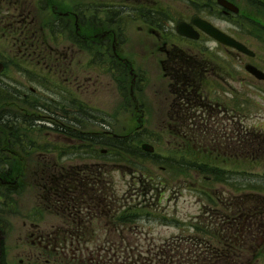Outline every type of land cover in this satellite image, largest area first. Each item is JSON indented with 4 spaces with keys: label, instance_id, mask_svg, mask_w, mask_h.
Instances as JSON below:
<instances>
[{
    "label": "rangeland",
    "instance_id": "374dc122",
    "mask_svg": "<svg viewBox=\"0 0 264 264\" xmlns=\"http://www.w3.org/2000/svg\"><path fill=\"white\" fill-rule=\"evenodd\" d=\"M22 2L24 5L19 8L21 9L20 12H17L18 7L0 3V57L6 62L5 66L0 62L4 66L2 79L6 80V82H0V93H6V88L3 86L8 84L15 94L22 93V96L26 94V97H34V101L37 100L47 105L41 104L38 109L36 107L35 109L28 108L24 103L26 100H18L13 96L0 98V110L9 107L16 112H25L38 118L40 114L47 111L44 109L52 104L51 106L56 114L55 127L59 126L63 129L74 130L83 139H86L88 136L96 138L102 136L105 128L100 124L112 125L113 133H118V137L143 134L138 136V138H141L138 140L139 146L141 147L147 142L153 147L155 146L156 153L164 157L163 161H169L170 163L171 156H176L179 159L177 163L178 173L174 180L168 178L171 177L168 162L154 165L151 163L152 161L146 160L145 165L148 166L152 175L145 178H141L135 170L125 165L119 164L117 171H110V168H108L109 171L106 176L113 177V182H108L107 191L118 197V201L122 200L126 208L156 212L157 214L149 216L151 219L156 220L149 221L147 220L149 217H144L145 221L139 222L142 224L140 227L143 230L137 232L130 230L121 233H116V231L87 232L86 236L83 237L85 239L84 244H82L83 253H75V255L84 257L86 264H90V258L98 253L113 258L116 250L119 251L117 252L119 256L113 259L114 261L118 259L119 262L135 263L136 260L141 261L143 258L147 259L148 256L153 259V254L159 255L164 262L168 260L167 254L181 260V255L177 249L183 248L181 244H184V247L189 246L185 240L198 236L199 239L210 240L218 244V234L226 238L224 250L227 255L237 254L243 247L242 242L247 246H254L256 240L246 243L242 239L243 236H240V233L237 234L236 229L229 228L230 223H232L229 214H233L239 209L234 206L231 208L224 207L222 201L217 199L221 197L227 202L230 200L231 204L235 205L238 196L240 197V194H244L245 191L238 194L225 186V183L216 181L215 175H213L212 182L209 180V192L211 193L213 190L215 198L207 197L206 194L201 192V189L199 191L203 196H197L193 188L199 189L198 187H201L205 176L203 175L200 179L199 175L190 169L189 162L194 159V156L191 155V149L185 145V148L178 151L175 135L158 134L166 126L165 118L170 112L171 108L169 107H171L173 99L171 93L173 86L170 82H175L176 73L171 71V67H169L167 69L169 76L165 75L157 57H150L148 60L140 55L128 53L131 44L139 49L141 48L140 42L144 43L143 41H145L143 36L137 37L138 30L131 27V25L126 29L127 36L124 37L129 39V44L122 47L120 45V47L127 58L120 52L118 53L117 43L114 44L116 50L107 55H102L96 41L84 40L83 36L80 35L84 32L81 26L78 28L73 23L72 32H60L58 26L51 30L53 23L59 19L58 14L54 18L49 14L50 9L47 10L43 7L38 9L34 6V0H22ZM59 3L61 10L76 11L74 7L68 4V1L60 0ZM177 11L179 14L182 13L181 9H177ZM87 12L85 19L88 22L87 24L90 25L92 15L89 11ZM21 14L24 15L26 20L19 22ZM26 23L29 25L27 31H25ZM96 25L98 24L96 23ZM101 29H108V27L104 26L102 28L100 26L99 31ZM118 39L120 43L119 36ZM135 39L138 40L135 41ZM34 49L37 50L36 53ZM234 71L238 74L237 69ZM231 79L234 80V78ZM7 81L17 85L20 89ZM233 83L238 85L236 79ZM234 87L236 90L240 88ZM244 96L246 98V112L243 121L246 124V133L243 143L245 144H241L238 134L231 133L232 146L229 153L232 156H230L227 165L220 166L218 159L221 158L217 157L215 150L214 160L205 154H201L200 159L196 157L195 160L199 162H201L200 160L207 161L205 163L207 167L248 168L261 176L247 177L246 186L260 185L264 187V178H262L264 173V83H254L246 86ZM66 98L80 101L86 107L92 109L97 116L94 120H98V122L92 120L89 123L71 117V120L69 118L64 119L62 110H60L62 106L58 109V104L62 105ZM112 116L115 117L110 119ZM38 120L43 121L42 119ZM40 126L43 127L44 125L26 131H22L23 129L20 128L18 130L22 136L23 134L33 133V139L42 147H45L48 141H51L55 147L64 146V148L74 144L77 146L86 144V142L74 141L57 129V132L51 130L52 133H50L47 127L41 129ZM133 138L136 137L133 136ZM196 139L197 137L194 135L192 137L193 143L196 142ZM7 140L8 137L6 136L8 145ZM24 142L28 144V141L24 140ZM88 143L95 144L91 139ZM28 145L30 150L31 144ZM11 146L18 152L19 146L15 142ZM98 146L107 148L101 143ZM204 149L206 148L204 147ZM143 151L150 153L146 149H143ZM45 153V150L35 149L31 156L41 160L42 158L45 159ZM57 153L55 151L54 158L62 159ZM76 157L68 155L60 160V163L63 162L66 166H69L77 162L75 161ZM232 157L234 159L231 160ZM68 158L71 161H65ZM22 159L24 161L28 157ZM6 160L11 165L9 167L11 169V182L0 183V190L8 195L6 204L2 206L5 211L0 212V225L4 229V232L0 233V239L7 246L10 264H17L22 255H29L31 249L35 250V245L32 244L33 241L35 239L38 241L40 234L48 233V229L42 230L40 224L46 227L47 224L63 223L61 221L63 213L58 215L56 208L63 206L64 202L61 197L52 194L46 199V195L51 191L48 188V191L44 192L41 184L45 173L36 170V163V165L32 164L35 165L33 168L36 171L30 172L28 163L25 167L21 165L22 160L17 159L15 153H9ZM90 164L88 163V165ZM18 168L23 170L17 171ZM91 169L89 168V170ZM75 170H78V168H71L72 174ZM156 177L160 178L163 183L155 181ZM13 182L16 184L13 185ZM17 184L19 185L15 188ZM203 185L205 186L204 183ZM121 205L118 203V206ZM36 208L42 210L39 214L42 217V220L38 221L39 224L32 219V215L36 213ZM164 213L181 219L182 226L174 227L173 225L162 224L163 222L160 221L162 219L161 214ZM211 222L215 225L214 232H212L213 236H210L207 232H193V228L189 226L193 224L205 226ZM233 225L237 226L236 223ZM60 234H66V232L62 231ZM2 235H4V238ZM59 239L60 243L70 244L63 236H60ZM71 239L74 243L78 242V237ZM115 239L119 241L126 240L128 246L119 244L118 247L115 246L117 249L114 252L107 251L108 241L114 245L115 242H118ZM98 246L100 248L96 251L95 249ZM74 247H76V244H74ZM193 255L197 256L198 254ZM242 259L244 260V258ZM242 263H245V260Z\"/></svg>",
    "mask_w": 264,
    "mask_h": 264
},
{
    "label": "flooded vegetation",
    "instance_id": "af4514ba",
    "mask_svg": "<svg viewBox=\"0 0 264 264\" xmlns=\"http://www.w3.org/2000/svg\"><path fill=\"white\" fill-rule=\"evenodd\" d=\"M34 1V6L38 9L41 7L50 9L49 14L52 17L55 18V15L58 14L59 19L53 23L54 26L52 25L51 30L58 26L60 32H72L73 23L78 28L81 26L84 32L80 35L83 36L84 40L96 41L102 55H107L116 50L115 45L117 43L118 53L120 52L125 56L126 54L121 47L129 44V39L124 37L127 36L126 29L130 25L134 29L136 28L138 30L137 37L143 36L145 41H143L144 43L140 42L141 48L139 49L131 44L128 53L140 55L148 60L150 57H157L165 75L169 76L167 71L169 67H171V71L176 73L175 82H170L173 86L171 90L173 99L171 107H169L171 109L165 118L166 126L161 134L175 135L178 151L185 148L188 141L196 135V142L193 143L196 149L212 153L215 150L217 157L221 158L218 159L220 166L229 163V151L232 146L231 133H238L239 140L242 142L246 132V124L243 121L246 112L245 88L254 83H264V79L257 78L249 70V68L254 67L264 72V0H64L68 1V4L74 7L76 11L61 10L60 0ZM0 3L18 7L17 12H20L21 9L19 8L24 5L22 0H0ZM177 9H181L182 13L179 14ZM87 11L92 15L90 25L85 19ZM22 14L19 17V22L26 20ZM180 22H185L192 36L178 31L177 27ZM25 26V31L29 30L27 23ZM100 26L102 28L107 26L108 29L99 31ZM207 26L213 29L217 28L224 35L233 38L242 48L228 44L221 38L208 33L205 30ZM22 30L24 31V29ZM94 38L101 39L95 40ZM34 52L36 53L37 50L34 49ZM0 62L5 66L6 62L1 57ZM235 69L238 70V74L234 71ZM3 73L4 71L0 72V82H6L2 79ZM231 78L236 79L239 86L235 85ZM10 84L20 89L17 85ZM234 86L240 88L236 90ZM3 87L6 88V93L8 91L14 93L8 84ZM16 94L14 97L18 100L32 101L34 98H28L26 94L22 96V93ZM5 97L8 96L0 98ZM71 101V98H66L62 105L58 104V109L62 106L60 110H62L64 119H82L89 116L90 113L83 111L86 106L82 102L75 100L76 104H72ZM51 105L44 109L47 110L46 112L38 116V119L43 121L38 120L36 124V126L46 125L50 133H52L51 130L55 131L54 121L56 119L55 111ZM6 109L10 112L12 110L9 107ZM114 117L112 116L110 119ZM100 125L105 128L104 133L108 137H112L113 140L118 138V133H113L112 125ZM1 132L3 130H0ZM5 136V134H0V151L7 154L4 156L2 164L4 167H11L6 159L8 154L13 152L17 159L22 160L21 165L24 167L27 163L29 168H33L37 164L36 170L45 173L42 179L48 181L47 186L51 191L49 195H54L55 184L63 187L61 198L64 203L60 208H56L58 215L63 213L61 219L63 223L47 224L46 227L40 224L42 230L48 229V233L40 234L39 240L36 241L35 239L32 243L35 245V250L31 249L29 255H22L17 264H86L85 258L77 257L75 253H83L82 244L85 240L83 237L86 236L87 232L116 231V233H121L125 230L132 232L143 230L140 227L142 224L139 222L145 221L144 215L150 212L144 213L141 212L143 210L126 208L123 206L122 200L118 201V197L107 191L108 182H113V177L106 176L109 171L107 169L117 171L119 164L116 160L107 162L97 158L76 159V163L66 166L54 158L51 141H48L47 145V158L39 160L31 156L33 150L36 149L35 146H38L37 143L30 146V150L28 144L16 143L19 146L17 152L14 147L1 142ZM96 146L101 152L108 150V148ZM21 157H28V159L23 161ZM65 161H71V159L68 158ZM197 162L199 163V161ZM88 163L91 164L88 165ZM177 163L175 162V164ZM44 167H47V170H44ZM72 167L78 168L73 174L71 172ZM103 167L107 170L104 175ZM89 168L92 169L89 170ZM63 169L65 170L61 171ZM61 173L63 174L60 175ZM10 175V172H0V183L11 182ZM12 184L16 183L13 182ZM6 195L0 190V212L5 211L2 206L6 203ZM109 197L112 201L111 208L103 206V203L107 205ZM117 202L122 205L118 206ZM133 213L139 214V217H133ZM151 214L146 216L149 217ZM161 216L162 224L173 225L174 227L182 226L180 220L170 214L164 213ZM130 218L133 221H128ZM147 220L155 221L156 219L149 217ZM191 227L193 232H207L210 236H213L212 232L215 229L213 222L205 226L193 224ZM263 227V224H258L255 228V235L253 232L249 235L255 237L251 240H256L254 246H247L242 242V249H246L243 257L245 263L261 264L264 262ZM3 230L2 225H0V233H3ZM246 230L244 226L243 233L240 235H243ZM62 231L66 234H60ZM60 236L66 238L70 244L60 243ZM2 237L4 238V235ZM74 237H78L77 243L71 239ZM115 241L118 242H115L114 245L108 241L107 251L114 252L117 249L115 246L118 247L119 244L127 245L126 240L115 239ZM185 242L189 246L184 247V244H181L183 248L177 249L181 255V260L167 254L169 260L164 262L159 255L153 254V259L148 256L147 259L136 260L135 263L119 262L118 259L116 261L113 259L119 256L117 253L119 251L116 250L113 258L98 253L90 258L89 262L90 264H181L182 262V264H197L209 262L210 257L206 256V252L210 249L214 252L215 245H217L213 241L199 239L198 236L190 237ZM222 242L219 240L218 246ZM99 248L98 246L95 250L98 251ZM196 253L197 256L193 255ZM0 264H10L7 246L1 239Z\"/></svg>",
    "mask_w": 264,
    "mask_h": 264
},
{
    "label": "trees",
    "instance_id": "16d2710c",
    "mask_svg": "<svg viewBox=\"0 0 264 264\" xmlns=\"http://www.w3.org/2000/svg\"><path fill=\"white\" fill-rule=\"evenodd\" d=\"M15 96V93H11V91H8V93L4 94V93H0V96ZM72 104H76V101L74 99H72ZM28 108H34L35 107L38 109L39 106L41 104L43 105H47L45 103H41L39 101H28L26 100L24 102ZM84 112H88L90 113L89 116L82 118V120L86 121V122H92L93 121H97L94 120V118L96 119L97 116L95 115V113H93L94 111L92 109H90L89 107H86L84 110ZM7 109H2L0 110V130H3V132H1L0 134H5L8 137V145L11 146L13 142L19 143L21 145H24V140L28 141V144H31V146H33V144L38 145V142L33 139L32 134H23L20 135L18 128H20L22 131H26V130H30L32 128L37 127V120L38 118L36 117H32L34 115H28L25 112L23 113H19L16 112L15 110H11V112ZM20 114V116H19ZM32 114V113H31ZM19 116V117H18ZM40 116V115H39ZM16 117V119H15ZM19 126V127H18ZM47 126L44 125L43 127L40 126L39 128H46ZM48 128V127H47ZM59 130L60 133H62L63 135L69 136L71 137L74 141H82V142H86V144H81L80 146L77 145H70L69 147L66 146V148H64V146L62 147H55L53 145V150L54 153L55 151H57L59 154V156L63 159L66 158L68 155H74V157H76L78 160L79 159H89V158H97V159H101L102 161H107V162H111L113 160H116L118 162V164L120 165H125L128 168H131L133 170H135L136 173H138V175L141 178H145V177H150L151 171L148 169V166L145 165V161L146 160H150L152 161L151 163H153L154 165H159L162 163H166L168 162V169H169V175L171 177H168L171 180H174L175 177L177 176L178 173V167L177 164H175V162H178V158L176 156H171L170 158V163L169 161H163L164 157H161L160 155H158V153L154 152V153H148V152H144L143 149L139 146L138 144V140L141 139L140 137L138 138V136H141L143 134H138V135H124V137H118L116 140H113L112 137H108L106 134H102V136L100 138H96V137H90L88 136L86 139H83L80 134L77 132H75L74 130H70L68 131L67 129H63L61 127H55V132ZM161 132H158V134H160ZM6 136L5 138H3V140L1 141L2 143L4 142V144L7 145L6 143ZM136 137L135 139L133 138ZM248 136V135H247ZM249 137V136H248ZM11 138V140H9ZM251 138V137H250ZM89 139H91L92 141L95 142V144L99 145V143H101L102 145L107 146L108 150L106 152H101L97 149V146L91 145L89 144ZM249 139V138H248ZM47 145L46 144L45 147H42L40 145L35 146L36 149H40V150H45L46 151V156L45 159L47 158ZM92 146V147H91ZM113 146V147H111ZM189 148L191 149V155L194 156V159L190 160L189 162V166L190 169H192V172H196L200 179L201 177L204 175V182L203 180H201L205 186L201 185V187H198L199 189L193 188V191L195 193H197V196L200 195L201 197L203 196L201 192H203L204 194H206L207 197H211L212 199H214L215 197L213 196V190L211 191V193L209 192L210 186H209V180L212 182L213 180V175H215V180L218 182H223L225 183V186H228L232 191H235L236 193L240 194L242 191H245V193H241L243 195L240 194V197L238 196L235 205H233V203L231 204V201L229 200L228 202L225 201L223 198L218 197L217 199L220 201H222L223 206L224 207H235L237 210L235 213L233 214H229V218L232 219V223H230L229 228H234L236 229L237 234L239 235V233H243L244 230V226L247 229L243 235L242 239L243 240H252V238L255 237H250L249 235L251 234V232H253V234L255 235V228L258 224H263L264 225V187L262 186H246V180L247 177H252V176H261L260 174L254 172V171H250V169L245 168V169H241L239 167H212V166H206V164L204 163H198L195 162L197 160L196 157L200 158V153L203 154L202 150H195V147L193 145V140H189L188 141V145ZM197 152V153H195ZM43 154V153H42ZM7 154L0 151V172L2 171H6L7 173L11 171V169H9V167H4L2 164L4 162V156H6ZM232 156V154H231ZM161 157V158H160ZM43 159V158H42ZM41 159V160H42ZM56 159V158H55ZM62 159H56V161L61 162L60 160ZM159 159V160H158ZM154 161V162H153ZM182 165H184L182 163ZM185 166V165H184ZM183 167V166H182ZM250 167V166H248ZM38 168H40V166L38 165ZM253 168V167H251ZM58 169V168H56ZM153 169V168H152ZM23 170L22 168H18L17 171ZM30 172L33 171V168H29ZM44 170H47V167H44ZM103 175L105 174V170L106 168L103 167ZM35 171V170H34ZM63 173H61L60 175H62ZM212 174V175H211ZM208 175V176H206ZM56 178H60L58 176H55ZM262 178H264V176H262ZM168 179V180H169ZM155 181H158L160 183H163L162 180L158 177H156V179H154ZM192 184L194 185V183L192 182ZM41 186L44 189V192L48 191V187L46 189L47 186V180L44 179L42 180V184ZM56 189H55V193L54 196H58L61 197V193H63V187L59 186L58 184H55ZM59 187V189H58ZM201 189V192L199 191ZM222 190V189H221ZM220 190V191H221ZM8 195H6L7 197ZM49 194L46 195V199H48ZM216 196V194H215ZM244 196V197H242ZM217 197V196H216ZM63 201V199H61ZM255 201V202H253ZM122 203V201H120ZM6 204V203H5ZM104 207H108L111 208L112 207V201L111 198H108L107 201V205H105V203H103ZM126 206V205H123ZM250 207V208H249ZM225 209V208H224ZM148 214H145L144 217H148L146 216ZM214 215V214H213ZM133 217H139V214H132ZM223 216H225V214H223ZM37 217V213L32 215V219H34V221H36ZM41 217V215H40ZM38 221H40V219L38 218ZM128 221H133L131 218ZM137 222V221H134ZM234 223H236V227L233 225ZM262 232L264 234V227L262 228ZM235 231V230H234ZM236 234V235H237ZM235 238V237H234ZM240 238V237H239ZM217 239L218 240H222L225 242L226 238L223 236H220V234L217 235ZM220 246V247H219ZM218 245H215L214 248V252L212 251V249L208 250L206 252V256L210 257L209 262H199L197 264H245L242 263L244 262V260L242 259L245 255H244V251L246 249H244V251H239L237 254H226L225 250H224V243H220ZM201 258V257H200ZM211 260H213V262H210ZM225 260V261H223Z\"/></svg>",
    "mask_w": 264,
    "mask_h": 264
},
{
    "label": "water",
    "instance_id": "95a60500",
    "mask_svg": "<svg viewBox=\"0 0 264 264\" xmlns=\"http://www.w3.org/2000/svg\"><path fill=\"white\" fill-rule=\"evenodd\" d=\"M178 31L185 34V35H189V36H192V33L190 32L188 26L184 23V22H181L178 24ZM205 30L208 32V33H211L212 35L214 36H217L219 38H221L222 41L224 42H227L228 44H231V45H234L238 48H242V46H240L234 39L224 35L223 33H221L220 31L216 30V29H213L212 27H205ZM3 69V65L2 63H0V71ZM249 70L254 73L256 76H258L259 78H264V73L255 69V68H249ZM144 149L148 150V151H153L154 148L150 145H147L145 144L143 146Z\"/></svg>",
    "mask_w": 264,
    "mask_h": 264
}]
</instances>
